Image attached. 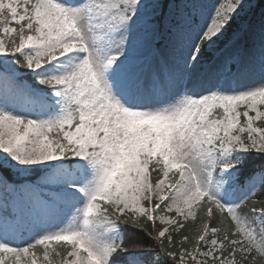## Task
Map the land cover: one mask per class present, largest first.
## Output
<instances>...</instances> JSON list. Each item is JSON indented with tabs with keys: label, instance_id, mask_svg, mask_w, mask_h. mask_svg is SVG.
<instances>
[{
	"label": "snow or ice",
	"instance_id": "6c2138e0",
	"mask_svg": "<svg viewBox=\"0 0 264 264\" xmlns=\"http://www.w3.org/2000/svg\"><path fill=\"white\" fill-rule=\"evenodd\" d=\"M253 8L0 0V264H264Z\"/></svg>",
	"mask_w": 264,
	"mask_h": 264
},
{
	"label": "rangeland",
	"instance_id": "374dc122",
	"mask_svg": "<svg viewBox=\"0 0 264 264\" xmlns=\"http://www.w3.org/2000/svg\"><path fill=\"white\" fill-rule=\"evenodd\" d=\"M251 3L254 5V8H253V10H252V12L250 14H248L245 17L242 18L241 23L251 22V23H254V24H258L259 19H260V14H261V11L259 12V11L255 10L256 5L258 4V0H251ZM241 55L245 56L246 53H244L242 51Z\"/></svg>",
	"mask_w": 264,
	"mask_h": 264
},
{
	"label": "trees",
	"instance_id": "16d2710c",
	"mask_svg": "<svg viewBox=\"0 0 264 264\" xmlns=\"http://www.w3.org/2000/svg\"><path fill=\"white\" fill-rule=\"evenodd\" d=\"M256 11H262L264 10V0H258V4L255 7ZM262 161L258 160V159H254L249 161V169H258L261 165Z\"/></svg>",
	"mask_w": 264,
	"mask_h": 264
}]
</instances>
